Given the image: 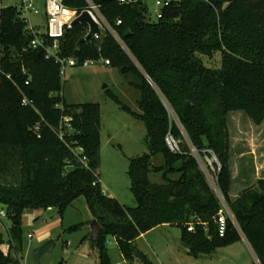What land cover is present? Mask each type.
<instances>
[{
  "label": "trees",
  "instance_id": "16d2710c",
  "mask_svg": "<svg viewBox=\"0 0 264 264\" xmlns=\"http://www.w3.org/2000/svg\"><path fill=\"white\" fill-rule=\"evenodd\" d=\"M90 1L111 30L81 43L77 64L108 59L109 66L135 75L132 84L140 93L138 113L109 93L146 129L150 152L130 158L127 169L136 205L128 207L102 190L99 104H68L59 66L43 50L30 47L34 36L21 8L0 7V205L10 221L7 252L0 234V264H21L14 255L22 252L25 211L56 208L61 215L80 197L101 225L91 244L96 260L85 264H111L107 238L127 262L156 264L139 250L136 239L163 224L181 228L180 249L195 257L211 255L243 235L264 264V178L231 196L228 128L233 112L264 123V0L172 1L159 8L156 20L148 16L143 0ZM62 2L77 12L88 4ZM86 29L76 23L65 30L62 55H73ZM24 97L31 103L23 105ZM64 116L70 117L69 124ZM168 133L179 151L167 146ZM190 146L200 156L217 157L219 193ZM158 154L164 162L155 166L152 158ZM150 174H159L161 182L151 181ZM219 195L231 213H225L222 234ZM190 223L192 231L187 230Z\"/></svg>",
  "mask_w": 264,
  "mask_h": 264
},
{
  "label": "rangeland",
  "instance_id": "374dc122",
  "mask_svg": "<svg viewBox=\"0 0 264 264\" xmlns=\"http://www.w3.org/2000/svg\"><path fill=\"white\" fill-rule=\"evenodd\" d=\"M39 1V14L22 10V16L28 26L42 34L45 32V19L42 14L44 5L42 0ZM143 1L150 19L156 20L159 7L155 1ZM8 5L21 7L20 0H0V7ZM87 31L88 28L86 33ZM213 63L218 64V59ZM135 80L132 73H122L118 67L105 65L103 59L92 60L87 66H68L61 74L62 94L68 104H99L100 166L97 172L100 184L104 193L128 207L136 205L127 175L129 159L142 156L150 150L145 144L144 123L121 109L109 93L138 113L140 93L132 84ZM228 128L230 168L235 176L231 193L240 194L244 186H253L259 179L264 178V123L255 124L244 112H233L228 117ZM163 162L160 154L152 158L155 166H160ZM200 167L210 186L219 193L214 164L211 167L206 163V167ZM150 179L161 182L159 174H150ZM0 209H4V206L0 205ZM42 213L39 209L27 210L22 215V252L14 255L19 256L21 264H36L33 250L49 239L54 240L55 246L51 252L41 257L40 264L95 262L96 253L90 242L91 214L83 197L76 199L61 215L56 208H50L45 215ZM9 226V219L0 217V234L4 240L2 249L5 252L8 249ZM180 234L179 226L160 225L142 234L136 245L157 264H259L243 239L219 248L211 255L195 257L181 253L178 248ZM106 247L111 264H137V261L129 263L122 258L112 238H107Z\"/></svg>",
  "mask_w": 264,
  "mask_h": 264
},
{
  "label": "built area",
  "instance_id": "2783aa9c",
  "mask_svg": "<svg viewBox=\"0 0 264 264\" xmlns=\"http://www.w3.org/2000/svg\"><path fill=\"white\" fill-rule=\"evenodd\" d=\"M125 1L126 0H119V2L121 3ZM154 1H155L156 6L160 8L168 4L169 2H172V1L176 2L180 0H154ZM203 1H209V0H203ZM39 2H40L39 0H20V4H21L20 8L23 11L32 12L33 14H39V10H38ZM87 2H88L87 7L84 10H87L90 13L93 19L98 23L101 31L103 29L111 30L107 20L105 19L103 14L100 12L99 6L91 2L90 0H87ZM42 3L44 5V11L46 15L45 32L42 34H39L38 32H36V30L33 27L28 26L30 33L34 36L30 42V47L39 48L43 50L45 52V57L48 59L49 58L53 59V62L57 64L60 68V74H63L66 67L77 65L76 58H74L73 55L72 56L62 55L61 46L63 44V37L65 34V30L71 27V22L73 21V19L77 15H79L83 10L81 12H77L74 9L68 8L63 4L62 0H42ZM119 23L120 21H117V24ZM91 61L92 60H89V61L85 60L82 63V65L87 66ZM103 63L105 65H109V60L103 59ZM27 83L28 82L26 81V84ZM30 103L31 101H29L26 97L22 99L23 105H27ZM63 122L66 124H69L70 117L64 116ZM34 130L35 131L38 130L37 125L34 126ZM165 141H166L167 146L172 152L179 151V144L172 137V135L168 133L165 137ZM190 149H191L193 156L196 158V160L198 161L200 165H204V167H206V163H208L212 167V164H214L215 166L214 170L217 173V170L220 168V163L217 157L213 153H210L209 155L200 156L194 147L190 146ZM76 150L82 151V148L79 147ZM204 157L206 161H204ZM81 161L85 163V157H82ZM220 199L223 205V209L220 211L217 221L219 224V232L220 234H222L225 229V219H226L225 213H227L228 215L229 213L227 211L228 209L222 197H220ZM0 217H6L5 208L0 209ZM187 230L188 231L193 230L192 223H190L187 226Z\"/></svg>",
  "mask_w": 264,
  "mask_h": 264
},
{
  "label": "water",
  "instance_id": "95a60500",
  "mask_svg": "<svg viewBox=\"0 0 264 264\" xmlns=\"http://www.w3.org/2000/svg\"><path fill=\"white\" fill-rule=\"evenodd\" d=\"M76 23L85 24L88 28L86 35L80 38L77 42V48L73 52V57L76 58L79 53V45L88 39H95L101 34V29L98 23L93 19L90 13L87 10H83L79 15H77L73 21L71 22V26ZM64 44V43H63ZM101 231V225L98 223L96 219H92L90 223V242L94 243L98 239V235ZM55 246V242L53 239H49L45 241L42 245L36 247L33 252V259L36 264H40L41 257L52 251Z\"/></svg>",
  "mask_w": 264,
  "mask_h": 264
},
{
  "label": "crops",
  "instance_id": "0c3cea01",
  "mask_svg": "<svg viewBox=\"0 0 264 264\" xmlns=\"http://www.w3.org/2000/svg\"><path fill=\"white\" fill-rule=\"evenodd\" d=\"M40 13V12H39ZM42 14L44 15V19H46V15H45V11H43L42 12ZM232 179H233V183H235V176L232 174ZM100 181V180H99ZM247 188V186H244L243 187V189L241 190V191H243V190H245ZM240 191V192H241ZM239 194H232L231 193V196L232 197H236V196H238ZM111 197V196H110ZM121 202V201H120ZM122 203V202H121ZM123 204V203H122ZM40 210V209H39ZM48 210H50V208H48V209H46V210H42L43 211V213H42V215H45V213L48 211ZM57 210V209H56ZM90 221H92V218H91V220ZM163 225H167V224H163ZM144 234V233H143ZM142 235V234H141ZM140 235V236H141ZM139 236V237H140ZM138 237V238H139ZM137 238V239H138ZM137 239H136V241H137ZM241 239H243L245 242H246V244L249 246V244H248V242L246 241V239H245V237L243 236V235H241ZM92 244V243H91ZM137 246V245H136ZM2 247H3V245L1 246V249H2ZM178 248L180 249V244L178 245ZM249 248H250V246H249ZM3 250V249H2ZM139 250H141L140 248H139ZM250 250H251V252H252V249L250 248ZM4 252H5V250H3ZM142 251V250H141ZM180 251H181V253H187L186 251H182L181 249H180ZM143 252V251H142ZM149 259H151L145 252H143ZM121 254V253H120ZM188 254V253H187ZM252 254H253V252H252ZM122 256V255H121ZM253 256H254V254H253ZM123 258V257H122ZM254 258H255V256H254ZM124 259V258H123ZM152 260V259H151ZM256 260V259H255ZM153 262H154V260H152ZM155 263V262H154ZM157 264V263H156Z\"/></svg>",
  "mask_w": 264,
  "mask_h": 264
}]
</instances>
